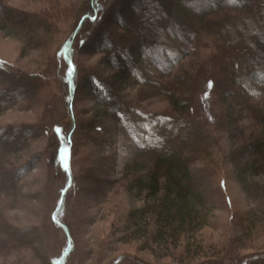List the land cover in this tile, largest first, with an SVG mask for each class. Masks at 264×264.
Listing matches in <instances>:
<instances>
[{"label": "rangeland", "instance_id": "obj_1", "mask_svg": "<svg viewBox=\"0 0 264 264\" xmlns=\"http://www.w3.org/2000/svg\"><path fill=\"white\" fill-rule=\"evenodd\" d=\"M258 1H246L252 13L236 28L250 50L246 59H254L257 69L264 67L252 50ZM103 2V12L111 8L112 15L120 13L115 0ZM136 3L133 13L141 18L147 1ZM0 4L27 20L0 16V264H264V224L251 226L249 213L257 206L222 155L214 163L202 160L197 166L208 200L204 228L178 245L157 246L146 237L134 238L127 231V217L142 206L144 192L132 186V175L124 167L132 163L136 147L115 120L114 110L105 116L96 107L98 94L87 86L95 74L109 76L102 54L91 43L93 33L79 30L76 39L72 36L79 19L89 12L90 0ZM150 23L146 30L138 28L146 31L144 45L152 46L157 64L166 62L180 39L179 26L166 20ZM165 26L174 34L170 39ZM96 28L92 25L88 32ZM214 49V39L203 37L165 80L193 71L202 62L205 67ZM71 62L76 67L73 79ZM24 82L30 90L22 94ZM205 89L204 78L196 77L190 96L200 121L213 125L219 112L213 96L217 92L210 91L204 102ZM115 94L121 110L136 116L139 111L170 113L158 90L130 85ZM181 131L167 127L165 134L173 139ZM216 137L224 153L230 142L223 132Z\"/></svg>", "mask_w": 264, "mask_h": 264}, {"label": "trees", "instance_id": "obj_2", "mask_svg": "<svg viewBox=\"0 0 264 264\" xmlns=\"http://www.w3.org/2000/svg\"><path fill=\"white\" fill-rule=\"evenodd\" d=\"M145 1L143 17L138 18L133 13V9H137L136 0H115V6L121 10L113 15L111 8L106 13L102 11L103 0H90L89 12L79 19L78 28L72 33L75 39L79 30L87 35L93 33L91 43L102 54V64L109 76L103 78L102 74H95L90 81L88 79L87 86L98 94L96 107L105 116L108 110H114L115 120L122 124L136 147L132 163L124 170L132 175V186L144 192V198L141 207L129 212L127 231L134 238L146 237L147 242L157 246L178 245L184 239L188 243L189 237L208 224V200L197 166L202 160L214 163L220 158L228 162L242 191L253 206H257V210L249 213L251 226L264 224V67L257 69L252 66L254 59H246L250 50L241 30L236 29L244 22L245 15L252 13L247 0L235 3L227 0ZM258 2L252 50L258 61H264V0ZM0 16L27 21L15 11H6L3 4H0ZM152 19L179 26L180 39L173 46L172 55L166 62H158L159 65L152 46L143 42ZM102 20L103 26L100 25ZM92 25L97 26L96 30L88 32ZM139 27L145 29L143 33ZM167 30L170 39L174 34ZM205 36L213 38L215 43L211 61L204 64L205 67L202 62L193 71L174 74L166 81L164 76H171L177 64L188 56L189 48ZM105 38H109L108 42ZM73 66L71 62L72 79L76 73ZM196 77L204 78V102L209 99L210 91L217 92L213 95L219 105L214 127L200 121L198 109L193 105L190 93ZM27 85L24 82L22 94L29 89ZM130 85L161 92L169 103L170 113L139 111L136 116L129 110H121L123 105L117 101L115 92ZM102 90L106 96L101 95ZM167 127L182 131L172 139V135L165 134ZM221 132L230 142L224 153L216 137Z\"/></svg>", "mask_w": 264, "mask_h": 264}]
</instances>
